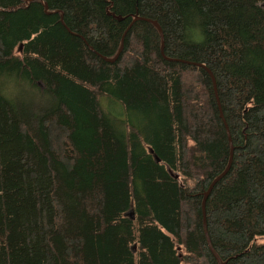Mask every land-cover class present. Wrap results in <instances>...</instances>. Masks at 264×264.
Wrapping results in <instances>:
<instances>
[{
	"label": "trees",
	"instance_id": "16d2710c",
	"mask_svg": "<svg viewBox=\"0 0 264 264\" xmlns=\"http://www.w3.org/2000/svg\"><path fill=\"white\" fill-rule=\"evenodd\" d=\"M170 60L233 148L212 248L264 264V0H0V264H216L228 141Z\"/></svg>",
	"mask_w": 264,
	"mask_h": 264
},
{
	"label": "water",
	"instance_id": "95a60500",
	"mask_svg": "<svg viewBox=\"0 0 264 264\" xmlns=\"http://www.w3.org/2000/svg\"><path fill=\"white\" fill-rule=\"evenodd\" d=\"M136 19L150 23L157 30V32L159 33V36H160L159 52H160V54L162 56L163 40H162V34H161V30H160L159 26L156 24L155 21H151L149 19L135 18L133 21H135ZM19 49H20V46L18 47V50ZM120 49H121V45H120L119 50L117 51L116 55L114 56V58L112 60H106V61L113 62L116 59ZM170 61L179 62V63L185 64V65L199 67L202 70H204V72L208 75V77L210 78V81H211L212 89H213V95H214L215 103H216L217 110H218V116H219L220 121L222 122V125H223L224 130H225V134H226V137H227L229 154H228V161H227L226 167L224 168V170L216 178H214L211 181V183L207 187L206 191L202 194V199H201V203H200V214H201L202 231H203V235H204L205 242H206V245H207V249H208L211 257L215 260L216 264H224V262H221L219 260L218 256L216 255V253L214 252V250L212 248V245H211V242H210V239H209V236L207 234L206 222H205L204 204H205L206 198L208 197L209 193L211 192L213 186L226 175V173H227V171H228V169L230 167L231 159H232V150H233L232 145H231L230 136H229L228 129H227V126L225 124V121H224V119L222 117V114H221V110H220V106H219V102H218V98H217V92H216V88H215V81H214V78H213L211 72L205 66H203L201 64H198V63H192V62L182 61V60H170ZM173 177L176 178V176H173ZM129 216L132 217V214L129 213Z\"/></svg>",
	"mask_w": 264,
	"mask_h": 264
},
{
	"label": "rangeland",
	"instance_id": "374dc122",
	"mask_svg": "<svg viewBox=\"0 0 264 264\" xmlns=\"http://www.w3.org/2000/svg\"><path fill=\"white\" fill-rule=\"evenodd\" d=\"M261 241H264V238H263V239H261Z\"/></svg>",
	"mask_w": 264,
	"mask_h": 264
}]
</instances>
